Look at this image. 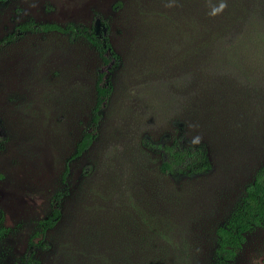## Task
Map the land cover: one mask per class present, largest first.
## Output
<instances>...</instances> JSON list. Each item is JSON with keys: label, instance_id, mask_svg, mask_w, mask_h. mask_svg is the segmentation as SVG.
<instances>
[{"label": "rangeland", "instance_id": "1", "mask_svg": "<svg viewBox=\"0 0 264 264\" xmlns=\"http://www.w3.org/2000/svg\"><path fill=\"white\" fill-rule=\"evenodd\" d=\"M135 8L136 0H0V39L26 22L99 31L104 20L117 55L102 65L83 38L54 30L24 31L0 46V264H23L30 242L36 264H102L97 254L111 255L118 233L111 222L123 210L132 217V203L171 220L170 264H264V223L245 232L228 261L215 235L264 164L263 85L238 88L244 101L222 97L209 118L186 100L182 71L139 46ZM98 71L111 92L93 141L71 158ZM178 136L203 145L204 164L164 175L152 145ZM56 192L60 219L42 236ZM93 231L96 249L79 252V238Z\"/></svg>", "mask_w": 264, "mask_h": 264}, {"label": "trees", "instance_id": "2", "mask_svg": "<svg viewBox=\"0 0 264 264\" xmlns=\"http://www.w3.org/2000/svg\"><path fill=\"white\" fill-rule=\"evenodd\" d=\"M223 5V7H221ZM136 17L140 28L139 46L150 53L163 55L165 63L177 66L181 71L180 85L186 92V100L199 105L213 118L210 106L216 102L242 99L238 88L255 86L264 88V0H136ZM96 26H80L68 23L26 22L0 39V46L13 40L24 31L44 32L54 30L81 37L96 51L102 65L116 61L106 35L107 24L100 20ZM162 53V54H160ZM194 81V88H191ZM111 92L103 71L96 73L94 102L89 123L75 144L71 158L79 156L95 137L99 111ZM229 98V99H228ZM244 101V100H243ZM220 115V114H219ZM163 154L158 170L169 173L196 171L204 164L205 152L201 144L184 141L181 136L169 144L157 145ZM67 166L61 180H65ZM61 192L51 201L49 214L40 220L42 236L53 229L61 215ZM132 217L121 211L116 221L117 234L112 237L111 255H98L102 264H170L174 257L170 248L171 220L157 216L147 206L132 203ZM126 216V218H123ZM128 217V218H127ZM264 223V164L245 186L240 206L229 216L224 225L217 227L216 253L222 261L231 260L235 249L244 241L249 229ZM1 231V230H0ZM81 236L78 251L95 250L98 239ZM32 243H29L23 264H36L32 259Z\"/></svg>", "mask_w": 264, "mask_h": 264}, {"label": "clouds", "instance_id": "3", "mask_svg": "<svg viewBox=\"0 0 264 264\" xmlns=\"http://www.w3.org/2000/svg\"><path fill=\"white\" fill-rule=\"evenodd\" d=\"M221 7H223V5H221Z\"/></svg>", "mask_w": 264, "mask_h": 264}]
</instances>
